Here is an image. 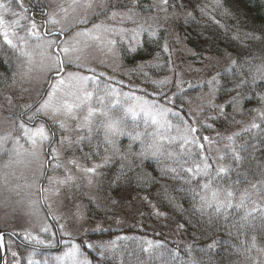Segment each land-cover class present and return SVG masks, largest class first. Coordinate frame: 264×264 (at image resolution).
<instances>
[{"label": "trees", "instance_id": "trees-1", "mask_svg": "<svg viewBox=\"0 0 264 264\" xmlns=\"http://www.w3.org/2000/svg\"><path fill=\"white\" fill-rule=\"evenodd\" d=\"M147 1L138 0L137 9L142 4L146 5ZM168 5L171 7L175 5L173 8L191 13L187 19L177 24V31L182 37L181 44L187 46L196 58L207 55L222 57L228 54L239 64L264 63V0H168ZM162 38H164L162 34L158 39L145 36L142 44L133 51L120 48L122 66L136 68L140 63L147 64L146 75L149 77L172 72L170 64L173 60L163 50ZM230 67L232 63L218 71L221 86L216 92V102L226 106L224 114L214 119L213 125L216 129L226 131L237 129L236 133H239V136L235 137V146L237 150L240 145L245 146V150L241 151L245 159L240 165H236L231 160L230 151H227L223 162L226 166L233 167L227 177L218 181L224 187L231 186L233 190L243 191L248 188L251 193L248 180L255 183L259 179H264L261 175L264 173V120L257 111H251L258 107L264 110V101L260 99V96H264V84L255 88L245 86L242 95L238 97L240 104L235 107L227 106V102L236 95L231 86L233 83H239L240 79L237 77L233 81L232 73L227 71ZM5 71L8 75L6 79H0V86L3 82L8 84L12 82L15 64L12 65L11 60L7 61ZM137 76L138 74L132 75L133 78ZM245 76L251 79L247 72ZM151 91L158 93L159 88H152ZM174 91L175 87L172 86L163 94L170 97L163 104L179 111V108L185 105L186 97L190 98L192 92ZM250 96L251 99L248 98ZM150 97L159 99V95ZM254 113L258 117L257 123L262 125L261 128H252L244 132L243 129L250 126H246L249 117ZM48 126L55 129L57 137L56 128L49 123ZM126 130L141 132L142 124L128 122ZM127 141L129 139L126 136L122 138V147ZM75 153L81 154L85 162L106 156L104 144L96 132H93L91 141L83 140ZM172 162L175 160L162 157L133 160L132 171H126V175L116 180L121 164L125 166V170L129 165L117 156L111 159L108 165L99 169L91 196L81 192L82 188L77 190V197L89 204L87 213L91 218L103 222H116L122 218L126 219L128 215V222L123 224L125 225L123 228L111 229V232L87 233L76 238L81 250L92 264H141L142 260L146 264H191L193 260L199 264H238L259 252L258 249H264V222L260 212H254L255 218L250 217L249 221H241L242 210L233 209L229 210L227 220L213 215L212 221L209 222L212 209H207L203 215L195 211L192 194L187 191L191 187H196L197 182L186 184L182 179H174L173 173L162 171L169 167H178L176 162L175 165H172ZM187 175L181 173V176ZM237 180L240 183H236ZM200 182H203L202 178ZM252 199L259 204L262 203L256 194H252ZM195 203L198 205L200 201L196 200ZM254 206L249 204L248 208ZM125 232L134 236V240L128 244L125 243ZM12 234L8 237L14 243L13 252H16L17 256L9 253V264L15 262L26 264L22 255L30 248L36 247L29 246L19 235ZM113 234L120 240V245L114 253H108L98 247L104 241H111ZM85 241L95 247L87 248ZM39 249L45 252L48 248ZM8 251L6 244L7 255ZM101 252L103 255H100Z\"/></svg>", "mask_w": 264, "mask_h": 264}, {"label": "rangeland", "instance_id": "rangeland-1", "mask_svg": "<svg viewBox=\"0 0 264 264\" xmlns=\"http://www.w3.org/2000/svg\"><path fill=\"white\" fill-rule=\"evenodd\" d=\"M0 2L8 3V0H0ZM69 0H33V3L39 12L43 13L42 9L46 10V14L42 19L45 24L49 21V18L54 16L55 19L59 20V24L47 23L46 26L50 31L59 32L61 29H65L64 38L74 36L76 32L81 31L84 27L91 28L92 23H99L101 20H105L104 16L94 17L91 11L87 13L90 23L87 25H80L78 22L85 15L84 10L80 9L77 13L73 14L69 12L65 19V14L60 11L62 4L66 5ZM112 3L117 4H128L130 0H110ZM25 8V2L23 1ZM15 12H20L22 15H26L30 18L29 14L23 12L17 5L16 0H12L9 5ZM144 8H143V7ZM164 5L160 4V0H148L145 4H142L136 11L139 15L136 17L137 24L132 22H125L122 25L118 22L105 20L106 23L128 29L126 33H122L117 36H111L105 34L101 41H95L86 37H79L81 41L77 48L78 52L72 53L71 57L73 63H67L66 59V71L79 72L83 76L94 77V80L88 82V90L93 92V99L91 101L93 107H100L97 102V97H104L103 106L105 110H109L110 106L119 101L116 107L111 108L113 114L120 113L122 109L133 108L137 112L140 111V107L144 101H148L150 104H154L157 107L169 108L163 104L164 101L170 98L165 94L172 86L175 87L177 92L183 90H190V98L186 97L185 105L181 106L179 111L173 110V112H179L184 119L189 121V124H193L197 127L198 132L193 134L198 137L209 136L214 143L212 144V152L209 155L213 158V175L215 174V168L218 165L226 166L223 160H219L220 155H225L227 151H230L225 146L231 142L227 139L228 136L236 133L237 129L226 131L216 129L213 125V120L216 119L220 114L219 107H212V105L219 106L216 102V93L213 95L206 81L210 80L213 76H217L218 71L221 67L232 63L233 59L228 54L222 57L215 56H203L196 58L193 52L184 44H181L182 37L177 31V24L180 21L187 19L188 12L178 10L171 6H167V11L161 10ZM98 11V9H96ZM149 11V12H146ZM4 17L7 21L11 22L19 17L12 16L10 13H4ZM32 19V18H31ZM36 21V20H35ZM38 28L42 33V23L36 21ZM21 24L28 27L30 26L28 20H21ZM138 25L150 31H155L156 36H150L148 31L140 33L135 40H132L131 29L136 28ZM19 36H25L26 33L23 28L16 29ZM160 34L164 36L161 42L164 41L168 45L170 58L173 60L170 67L173 69L172 72L158 75L156 77H149L146 75L147 64H138L136 68L124 67L120 60V48H127L130 51L135 49L142 44L143 38L149 36L152 39H158ZM11 38V34H10ZM50 39L53 37H44ZM108 39L116 40L115 45H109ZM62 40V41H63ZM61 41V42H62ZM14 42L15 39H14ZM86 42V43H85ZM4 43L2 35H0V45ZM31 46H34L35 40L29 41ZM5 44V43H4ZM5 46L12 50V57L15 61V72L13 80L10 84H6L0 89V136L11 133L13 136H21L22 133L18 128L21 121L19 118L20 113L26 112L25 105L34 104L38 101L42 103L41 97L44 96L46 91H50V84L55 83L52 80V74L47 71L43 65L48 64L46 58H42L38 51L33 55V63L30 66L31 71H28V65L24 58L19 57L18 52L12 49L9 45ZM111 49V51L109 50ZM63 55V54H61ZM77 56L79 57L77 59ZM81 65V67H77ZM22 73H27L26 76L22 77ZM139 73L144 74L143 76ZM137 75L133 78L132 75ZM167 79L166 83L160 84V81ZM218 78V77H217ZM191 85V86H190ZM152 88H159L158 93H153ZM115 89L112 93L110 90ZM174 91V92H176ZM173 92V93H174ZM129 95H125V94ZM150 95L158 96L159 99L151 98ZM8 97L11 98V103L8 102ZM136 97H141V100H137ZM46 98V96H44ZM211 101V104H209ZM38 104L36 106H38ZM261 110L260 107L256 108ZM34 111V108L33 110ZM32 111L25 113L27 119L25 124L29 127L38 125L39 123L48 122L50 125L51 121L47 120L43 116H37L35 121H29L28 116L32 115ZM95 117L94 119H99ZM167 120L173 125L172 128L165 133L168 137H179L182 134L177 132L175 125L180 124V120L168 113ZM145 117L141 113L135 121L128 118V122L142 124V129L145 132H153L156 128L155 125H151L145 129L144 123ZM258 121L256 114H252L249 117L246 126L251 125L252 122ZM162 122V121H161ZM69 127L66 131H62L56 125H52L57 130V137L52 142L51 147H55L59 153V162L66 165L70 169V174L75 177V182L70 187L61 186L58 195H53L51 192L41 193L39 189L45 188L50 189L55 187L54 184L50 185L48 177H57L63 179L67 174L65 169L57 168L53 169L48 164L49 170L44 177L45 162L47 156L44 155V149L47 146L45 143L39 157H32L21 150L19 156H13L10 160L6 155H0V231H10L18 234L23 241L29 246H35L36 248H30L25 251L22 255L25 258V263L29 264V260L39 262V264H71L69 259H63L58 261L57 257H64V254L72 247V244H78L75 240L77 237L93 232H100L96 230L98 227L103 229V232H111V229L123 228L124 223L128 222V215L126 219L122 218L116 222H103L99 219L90 217L87 213L89 208L88 203H84L77 197V190L82 188L84 194L92 195V191L95 188L98 175L86 174L79 171L74 166L68 164L69 159H76L81 167H91L93 164L103 163V158L98 160H90L85 162L81 157V154H76L75 150L79 144L74 143L79 136H87V129L75 130L74 124L69 121ZM205 125H212V127H205ZM129 131V130H126ZM134 131V130H133ZM201 131H204L202 133ZM95 132V129H94ZM136 132H140L136 130ZM101 141L103 142L102 130L98 133ZM219 134V135H218ZM61 136H67L72 141L71 147L68 146L67 142L61 145L59 138ZM129 139L124 143V147L121 145L122 138ZM119 138V145L122 148H127L128 144L131 143L130 138L125 135ZM147 139V137H145ZM181 141L176 140L175 143L169 144L168 140L163 141L165 155L160 157L167 160H175V158H169L167 152L178 153L180 151L178 145ZM21 144L25 148L29 145L25 139H21ZM8 147H11L9 144ZM193 149V152L199 151L192 145H189ZM135 151H139L138 142L134 145ZM219 149V151H217ZM50 151V149H49ZM111 155V149L106 153ZM154 158V157H148ZM145 158L137 156H129L126 163H131L133 160H143ZM110 162V161H109ZM104 164V166L108 165ZM55 163V161H53ZM175 165V162L171 163ZM99 169L97 172L99 173ZM44 178V179H43ZM91 178L93 183L88 184V179ZM217 185L222 186L219 181H216ZM79 185V187H76ZM42 196H46L47 199H42ZM71 197V198H69ZM42 200V203H41ZM264 205V201L261 203ZM48 205L51 207L49 208ZM56 217L57 219H53ZM63 225V228H61ZM47 226L49 231L47 233L42 231V228ZM55 227V228H54ZM67 233V235L65 234ZM54 234V235H53ZM28 239H25V236ZM125 243H130L134 240V236L125 232ZM32 237H38L43 240L44 243H37ZM111 241H104L103 250L108 253H114V250L120 245V240L117 235H112ZM5 243L8 245L7 264L10 263L9 253L14 251V243L10 237L5 238ZM39 248H48L45 252ZM100 248V247H99ZM82 251V250H81ZM85 255V253L82 251ZM86 256V255H85ZM87 257V256H86ZM17 264V262H15ZM141 264H146L145 261H141ZM238 264H264V251H259L245 261Z\"/></svg>", "mask_w": 264, "mask_h": 264}, {"label": "snow or ice", "instance_id": "snow-or-ice-1", "mask_svg": "<svg viewBox=\"0 0 264 264\" xmlns=\"http://www.w3.org/2000/svg\"><path fill=\"white\" fill-rule=\"evenodd\" d=\"M12 0H8V3L0 2V35L3 37L5 44L9 45L12 49L18 52L19 57L24 58L28 67V71H31V65L33 63V55L38 51L42 58L48 60L47 65H43L49 73L52 74L51 78L55 83L50 84V91H46L44 96L41 97L42 103L38 106L28 104L25 105L27 111H32V115L28 116L29 121H35L37 116H43L47 120L51 121L52 125L58 126L62 131H66L69 127V121L74 124L75 130L87 129V136H79L74 142L80 144L83 140L87 139L89 141L93 138V132L95 129L96 133L101 130L103 132V144L104 152H108L111 149V155H106L103 158V163L93 164L91 167H81L76 159H69L68 164L74 166L79 171L86 174L98 175V168L107 164L114 157H119L122 161L128 160L129 156H137L142 158L154 157L158 158L165 155L163 141L168 140L169 144L175 143L177 139L181 142L178 147L180 151L178 153L167 152L169 158H175V162L178 167H169L167 170L162 169V171L173 173L174 179H182L186 184H191L193 181L197 182L196 187H191L187 189L192 194L193 209L200 212L202 215L206 214L207 209H212V215H209V222L212 221L213 215L216 217H223L225 220L228 219L229 210H242L240 216L241 221H249V218L253 217L254 212H260L262 222H264V205L257 203L256 200L252 199V194H256L259 200L264 201V179H259L255 183L248 180L252 192H249L248 188L243 189V191L233 190L231 186L220 187L217 185L216 181L227 177L232 170L233 165L223 166L218 165L215 168V174L213 175V163L210 162L213 158L209 155L212 152V144L214 141L209 136L198 137L193 135L198 132L197 127L193 124H189V121L184 119L179 112H173L172 109L157 107L154 104H150L148 101H144L143 105L140 107V111L137 112L133 108L129 107L122 109L120 113L113 114L111 108L116 107L119 104L117 100L115 104L110 106L109 110H105L103 106L104 97H97V102L100 107H93L91 101L93 99L94 93L88 90V82L94 80V77L83 76L79 72L66 71V59L67 63H73L71 54L79 51L77 45L81 42L79 37H86L95 41H101L105 34L111 36H117L122 33L129 31L123 27H116L105 22V20H110L123 24L125 22H132L137 24L136 17L139 13L136 9L139 7L138 0H130L128 4H117L112 3L110 0H69V2L60 6V11L65 14V19L67 18L69 12L73 14L77 13L78 10H84V17L79 20L80 25H87L90 23L87 13L91 11L92 16L100 17L104 16L105 20H101L99 23H92V27H84L81 31L75 33L74 36L66 37L62 42H58L59 36H63L65 29H61L59 33L52 32L46 26L47 23L53 25L59 24L60 21L55 19L54 16L49 18V21L43 25V33L37 26L34 19L22 15L20 12H15L9 6ZM18 7L26 12L27 9L24 8L23 0H16ZM160 4L164 5L161 10L167 11L168 0H160ZM175 7V5H173ZM98 9V11H96ZM203 11V10H202ZM4 13H10L12 16L19 17L11 22L7 21L4 17ZM191 15V13H189ZM21 20H28L30 26L26 27L21 24ZM219 23V21H216ZM23 28L26 35L19 36L16 29ZM148 31L150 36H156L155 31L147 30L143 25H138L136 28L131 29L132 40L144 32ZM11 34V38H10ZM44 37H53L50 39H45ZM14 39L16 42H14ZM35 40L34 46H31L29 41ZM255 39H261V37H255ZM86 43V42H85ZM107 43L109 45H115L116 40L108 39ZM111 51V49H109ZM134 50V49H132ZM163 50L168 52V45L165 42ZM63 54V55H61ZM66 58V59H65ZM79 57L77 56V59ZM81 67V65H77ZM227 71L232 73V79L235 81L237 77H240L239 83H233L231 90L236 93L227 102V106L235 107L240 104L238 97L242 95V89L245 86L252 88L260 87L264 84V63L259 65L239 64L236 60L232 61V67L227 69ZM245 72L248 73L249 78L245 76ZM22 77L26 76L27 73H22ZM213 76L210 80L206 81L209 86L211 93L214 95L221 86V81ZM168 78L160 81V84L166 83ZM191 86V85H190ZM227 91V89H225ZM112 93L115 89L110 90ZM126 96L129 94H125ZM255 95V94H253ZM251 99L252 97H248ZM8 102L11 103V98L8 97ZM137 100H141V97H136ZM261 101H264V96H260ZM211 104V101H209ZM226 105H212V107H219L221 115L224 114V109ZM251 111H257L262 120H264V110L253 109ZM145 117V129L149 126V121L151 125H155L156 128L153 132H136V131H126L128 128V118L135 121L140 114ZM168 113L176 116L180 120V124L175 125L177 132L182 134L179 137H168L165 133L168 132L173 125L167 120ZM100 117L99 119H94L95 117ZM162 121V122H161ZM261 124L252 122L247 128H244V132L250 131V129L261 128ZM205 127H212V125H205ZM21 131V136H13L11 133L0 136V155H6L11 160L13 156H19L21 150L24 153L32 156L39 157L41 151L47 142L50 151L44 155L48 156L49 159L46 161L53 169L64 168L67 174L63 179L57 177H48L49 184H54L55 187L50 189L41 188L39 191L41 193L51 192L53 195H58L63 187H70L75 182V177L70 174V169L59 162V153L57 148L51 147L53 139L56 137V131L53 127L46 126L45 123H39L36 126L29 127L22 120L18 125ZM127 135L130 138L131 143L128 144L126 149H123L118 141L122 136ZM219 135V134H218ZM239 136V133H235L227 137L231 142L225 147L230 150L231 160L235 162L236 165H240L245 159L241 155V151L245 150L244 145H240L239 150H237L235 144V137ZM147 137V139L145 138ZM25 139L26 143L29 145L25 148L23 144L20 143L21 139ZM67 142L68 146L71 147L73 141L67 136H61L59 138V143L61 145ZM138 142L139 151H135L134 145ZM11 147H8V145ZM189 145L194 146L199 151L193 152V149L187 147ZM254 147V146H253ZM219 151V149H217ZM224 155L218 157L219 160H223ZM55 161V163H53ZM132 164L129 163L127 170L125 166L121 164L120 173L116 176V180H120L126 171H132ZM187 173V176H181V173ZM43 175V172L41 173ZM264 176V173H261ZM203 182H200V179ZM247 179V177H246ZM93 183L92 179H88V184ZM115 183V181H113ZM236 183H240L239 180ZM79 187V185H76ZM71 198V197H69ZM42 199H47L46 196H42ZM196 200L200 203L197 205ZM115 203V201H113ZM255 205L251 209L248 205ZM50 208L51 206L48 205ZM158 215H163V213H157ZM53 219H57L53 217ZM235 227V225H233ZM243 226V225H241ZM183 227V225H180ZM63 228V225H61ZM98 231H103L101 228H97ZM42 231L47 233L49 228L47 226L42 228ZM67 235V233H65ZM11 235V234H10ZM54 235V234H53ZM29 237L26 235L25 239ZM37 243H44L38 237H32ZM253 246H255V237L252 238ZM85 246L89 249L94 248L95 245L84 242ZM151 244V242H149ZM4 247V233L0 232V248ZM103 248V245L99 246ZM211 247V246H210ZM147 249H145L146 251ZM250 250V249H249ZM258 251H264V249H258ZM103 255V252L100 253ZM12 256H17L16 252H12ZM69 259L71 264H92V262L82 253L81 245L72 244V247L64 254V257H57V260ZM18 264V262H17ZM29 264H39V262L29 260ZM46 264V262H45ZM191 264H199V262L193 260Z\"/></svg>", "mask_w": 264, "mask_h": 264}, {"label": "flooded vegetation", "instance_id": "flooded-vegetation-1", "mask_svg": "<svg viewBox=\"0 0 264 264\" xmlns=\"http://www.w3.org/2000/svg\"><path fill=\"white\" fill-rule=\"evenodd\" d=\"M25 2V9H27L26 13L29 14L30 18L38 21V22H41L42 24L44 23V20L42 19L43 16L40 15V10L34 5L33 3V0H23ZM8 60H11L12 61V65L15 64V61L12 57V50L8 49L5 44L3 43L2 45H0V79L2 80L3 78H7V75H8V72L5 71V65H7V61ZM14 75V73H13ZM12 75V76H13ZM12 80H13V77H12ZM6 81V80H4ZM6 84L8 83H4L3 82V85L0 86V89L3 88ZM27 112H31V111H26V112H22L20 113L19 115V118L23 121V122H26V118H25V113ZM55 139V138H54ZM53 139V140H54ZM49 145L47 144L46 147H48ZM46 153L49 152V150L47 148H45ZM44 150V151H45Z\"/></svg>", "mask_w": 264, "mask_h": 264}, {"label": "water", "instance_id": "water-1", "mask_svg": "<svg viewBox=\"0 0 264 264\" xmlns=\"http://www.w3.org/2000/svg\"><path fill=\"white\" fill-rule=\"evenodd\" d=\"M0 250H1V263L0 264H6V248H5V242H4V247L0 248Z\"/></svg>", "mask_w": 264, "mask_h": 264}]
</instances>
